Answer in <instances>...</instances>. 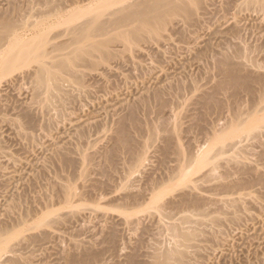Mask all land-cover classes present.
I'll return each instance as SVG.
<instances>
[{
    "label": "rangeland",
    "instance_id": "374dc122",
    "mask_svg": "<svg viewBox=\"0 0 264 264\" xmlns=\"http://www.w3.org/2000/svg\"><path fill=\"white\" fill-rule=\"evenodd\" d=\"M50 1L0 0V15L9 14L16 19L21 18L27 25L29 23L19 32L25 38L33 39L31 36H38V31L49 29L50 23L66 20L73 9H76L73 11L75 13L80 10L82 21L87 17L84 16L85 11H94L96 6L103 3L99 0ZM233 1L205 2L206 5L204 3L199 7V13L196 8L197 13L192 20H186L182 15L176 16L169 26L161 29L155 21L156 25L153 23L149 28L162 31L159 35V31H156L154 38L146 35L147 40L143 37L141 42L129 44L124 40L121 42L119 38L112 39L113 35H109L114 30L107 32L110 40L106 35L104 38L97 37L100 42V38L103 41L107 38L106 45L101 43L103 46L100 45L98 50H119L116 57L103 60V63L99 59L100 51H97L95 55L99 60H95L100 61L99 64L81 63L77 67L83 75L84 85L70 80L68 74L67 83H63L64 93L49 98L50 101L44 100L45 94L42 97L36 94L32 77L34 68L38 67L36 62L29 67L24 64L15 68L10 66L12 70L6 69L9 66L5 62L0 64L6 66L2 67L5 72H0V228L3 226L7 234L18 229L23 232L21 238L12 241L17 254L13 255L15 251L12 250L3 259L20 257L14 264H152L157 251L165 252V249L175 247L177 240L172 235L173 227L171 230L170 227L175 222L180 224L181 216L190 209L181 214L174 213L176 218L173 215L172 219L163 218L161 207L158 206L157 210L149 206V198L145 200L147 195L140 196L139 192L149 187L151 175L152 179H162L170 174L169 170L175 169L178 162L183 161L186 162L184 165L190 167L189 173L193 172L190 178L198 181V188L193 192H202L201 196H206L211 204L208 201L209 205L205 204L204 209L210 213H205L207 218L201 220L205 226L201 221L199 225L195 223L196 228L203 232L197 230L193 244L180 247L183 250L186 247L187 251H184V261L178 264H264V130L259 134L243 130L238 138L240 144L219 149L217 155L213 154L215 156L211 158V164H207L203 170L195 171V161L191 159L210 145L221 147L218 136L231 130L241 120L250 125L252 120L264 118V9L248 4L245 0ZM115 3L109 12L126 2ZM88 8L91 10L88 11ZM42 19L45 26L43 23L34 25L33 22L38 23ZM55 23V28L52 25L54 29L47 30L49 38L52 36L53 40L46 46L48 50L56 45L53 42L66 44L69 38L66 33H62L66 25ZM37 25L39 29H36ZM68 42L71 40L68 39ZM70 45L65 46L67 52L72 49ZM65 48L63 53L66 52ZM5 52L9 53L7 50ZM228 57L239 66L243 79L248 80L238 89L230 85L218 89L225 79L222 69L225 64L222 66L221 62H225ZM4 60L1 58L0 62ZM207 95L214 96H210L213 100L210 104L204 103ZM128 116L136 118L133 120V117ZM124 118L132 119L131 122L128 119L127 124L134 140L133 149L146 151V169L139 167L128 170L127 161L132 158L128 150L122 151V154L112 150L118 123L121 124L120 120ZM248 123L243 125L248 127ZM227 126H231L230 129ZM164 144H169L171 151L168 149V155ZM179 148L185 154L181 153L182 157L177 152ZM65 156L71 157L73 164L66 165L62 161ZM212 165L215 170L210 176L207 172L213 168ZM177 180L164 185L166 199H177L183 190H190L180 183V179L179 182ZM66 181L74 185L69 184L75 191L74 199L69 204L66 197L61 195L65 194L62 193L63 188V191L59 189L62 184H67ZM231 181L239 182L232 191L225 189ZM131 195L135 198L131 199ZM139 197L142 200L139 199L138 203L135 199ZM73 201L76 205L71 207ZM67 204H71L70 207ZM51 209L54 213L45 223L39 224ZM210 210L216 214H211ZM186 224L189 229L195 225ZM112 232L116 233L114 238L110 237ZM91 252L97 253V257L82 262L81 259Z\"/></svg>",
    "mask_w": 264,
    "mask_h": 264
},
{
    "label": "bare ground",
    "instance_id": "6f19581e",
    "mask_svg": "<svg viewBox=\"0 0 264 264\" xmlns=\"http://www.w3.org/2000/svg\"><path fill=\"white\" fill-rule=\"evenodd\" d=\"M45 1H47V2H51L50 0H45ZM92 2L94 1V0H91ZM96 1V0H95ZM94 1V2H95ZM215 1H217V0H215ZM232 1V0H231ZM235 1V0H234ZM234 1H233V3H234ZM60 2V1H59ZM98 2H103L102 4H101V6H98V7H101V8H103V9H98V7L96 6V10H94L93 11V9H92V13L91 12H86L85 11V9H84V11H85V13H88V14H85L84 13V16L85 15H87V17L85 18V20H82V21H80V19H82L81 18V12H80V14H79V11L77 12V13H75V12H73L74 10L76 11V9H73L72 10V13H71V11L69 12V13H71V16L70 17H67L66 16V20H64V21H60V20H58L57 22H59V23H55V25L56 24H61V25H63L64 26V24L66 25V27H65V29L62 31V33H66L67 34V36H69V41L71 40V42H68L67 43V41H68V39H67V41H66V44H64L65 42H63V43H56V42H53V43H55V44H52L53 46H54V48L52 49H50L49 48V50L48 49H46V46L48 45L49 46V42L50 41H53V40H51V38H52V36L49 38V36H48V31H51V29L53 28L52 27V25L54 24V23H50V25H51V27L49 26V29H47V30H43V31H40V32H42V33H40L39 31H38V36L36 35V36H34V35H32L31 36V38H33V39H28V38H30V37H28V38H25L24 36H22L21 34H20V32H19V30L20 29H23V27L26 25V26H29V23H28V25L27 24H25V23H27V22H25V21H23L21 18V20L20 19H16V17L15 16H11V15H9V14H1L0 15V54H1V52H2V54L3 55H5L6 56V60H4V57H2V54L0 55L1 56V58H2V60H4V61H2V62H0V64H3L4 62H5V64H6V66L8 65L9 66V68H6V66L5 67H3V65H0V68H6L7 70H12L11 69V67L12 68H15V66H21L22 64H24L23 66H28L29 67V65H32L31 63H34V62H36L37 64V68L35 69L34 68V73H33V82L35 83V88H36V94H38L39 96L41 95V97H42V95L43 94H45L44 96L46 97H44V100L45 99H49V98H52V97H55L57 94L59 95V93L60 92H62L63 91V83L65 84V81H66V78H67V75H68V77H69V79L70 80H72L73 82H77L78 84L80 83H82L83 84V80H84V78H83V75H81L80 73L81 72H79L80 70H78L77 69V67L79 66V64H81V63H86V64H89V65H97V64H95V63H100V61L98 62V61H96L95 60V58L96 59H98L97 57H96V55H95V53L98 51H100V58L99 59H101L102 60V62L104 63V61L103 60H109L110 58H112V57H114L115 55H117V53H118V51H112V50H109V49H107V51H105L104 50V52H102V48L100 49V50H98V48L99 47H101V46H103V44H101V43H104L105 44V41H106V39H104L105 41H103V39L102 38H100L101 39V41L102 42H100L98 39H97V37H103L104 35H106L107 36V32L109 33L110 31H112V30H114L113 32H115L114 34H112L113 32H110V34L111 35H109V37L110 36H112L111 38L112 39H115V38H119L120 40H121V42H123V40L126 42V43H129V44H132V43H137V42H141V39L143 40V37H144V39L145 40H147L146 39V35L148 36V37H151V38H154L153 36H156L155 34H156V31H159V32H157V35H159V33L162 31V30H159V28L157 29V30H152L151 28H149L150 27V25L151 24H153V23H155V25H156V22H158L157 23V25H159L160 26V29L161 28H164V27H166L167 25L169 26V24L171 23V22H173L172 20L173 19H175L174 17H176V16H183L184 17V19H186V20H192L193 19V15H195L197 12H198V10H199V7L200 6H202L205 2H214V0H99ZM115 2H126V3H124V5L123 6H120L118 9H115V10H113V11H111V12H109L110 11V7L111 6H113L114 5V3ZM230 2V1H229ZM243 2H244V0H243ZM245 2L246 3H248V4H251V5H257L258 7H262L263 9H264V0H245ZM116 4V3H115ZM118 4V3H117ZM215 4V3H214ZM213 4V5H214ZM244 4V3H243ZM100 5V4H99ZM205 5H206V3H205ZM218 5V4H217ZM246 5V4H245ZM89 6H91V5H89ZM88 6V7H89ZM94 6V5H93ZM119 6V5H118ZM250 6V5H249ZM248 6V7H249ZM210 7V6H209ZM92 8V7H91ZM116 8V7H115ZM196 8H198L197 9V12H195L196 11ZM261 8V9H262ZM252 9V8H251ZM61 10V9H60ZM88 11H90L91 9L90 8H88L87 9ZM257 11V10H256ZM46 12H48V11H46ZM11 13V12H10ZM107 13H109V14H107ZM199 13V12H198ZM47 14V13H46ZM49 14V13H48ZM80 16V18L78 19L77 17H79ZM104 15H106L107 17H104ZM197 16V15H196ZM25 17H23V19H24ZM45 18V17H44ZM40 19V18H39ZM46 19V18H45ZM61 19V18H60ZM63 19V18H62ZM77 19L80 21H77ZM28 20V19H27ZM43 20V21H42ZM41 21H39L38 23H35V22H33L34 23V25L35 24H41V23H45L44 22V19H42ZM31 21V20H30ZM29 21V22H30ZM33 21V20H32ZM49 21V20H48ZM156 21V22H155ZM32 23V22H31ZM31 25V24H30ZM46 24H44V26H45ZM48 25V24H47ZM154 25V24H153ZM36 26V25H35ZM42 26V25H41ZM54 26V25H53ZM60 26V25H59ZM58 26V27H59ZM158 26V27H159ZM32 27V26H31ZM38 27V28H37ZM37 27H36V29H39V26L37 25ZM43 27V26H42ZM57 27V26H56ZM57 27V28H58ZM156 27V26H155ZM34 28V27H33ZM46 28V27H45ZM54 28H55V26H54ZM53 28V29H54ZM40 29H41V27H40ZM156 29V28H155ZM117 30V31H116ZM47 31V32H46ZM57 31V30H56ZM29 32V31H28ZM61 32V31H60ZM51 33V32H50ZM58 33V32H57ZM54 34H55V32H54ZM61 34V33H60ZM66 34H65V36H66ZM55 36V35H54ZM63 36V35H62ZM58 37V36H57ZM105 37V36H104ZM103 37V38H104ZM108 37V36H107ZM108 37V39L110 40V38ZM54 38V37H53ZM116 40V39H115ZM37 41V43H34L33 44V42H36ZM119 41V40H118ZM60 42V41H59ZM107 42V41H106ZM110 42V41H109ZM108 42V43H109ZM69 43L71 44L70 45V47H72V49L69 51V52H67V50H66V48H65V46L66 45H68L69 46ZM77 44V45H76ZM111 44V43H110ZM72 45H74V46H72ZM76 45V46H75ZM101 45V46H100ZM106 45V44H105ZM123 46H124V44H123ZM127 46H129V45H127ZM52 47V46H51ZM74 47V48H73ZM110 47V46H109ZM48 48V47H47ZM63 48H65L64 49V51L66 50V52H64L63 53ZM107 48V47H106ZM111 48V47H110ZM69 49V48H68ZM8 51L9 53H7V52H5V51ZM116 50V49H115ZM4 52H5V54H4ZM122 52V51H121ZM7 53V54H6ZM119 55V54H118ZM116 57V56H115ZM0 58V59H1ZM98 59V60H99ZM109 62V61H108ZM222 63V66L224 65L225 66V68H222L223 69V72H224V76H225V79H224V82H221V84H219L218 86L220 87H218V89H221V87L223 88V86H225V85H230V86H232V87H234V88H239L241 85H243V84H245L248 80L246 79V78H244L243 79V77L240 75V72H239V66L238 65H236V64H234L232 61H231V59H230V57H228V58H226V60H225V62H221ZM4 64V65H5ZM7 66V67H8ZM11 66V67H10ZM35 66V65H34ZM83 66V65H82ZM3 68H2V71H0V72H5L4 70H3ZM26 68V67H25ZM31 68V67H30ZM79 68V67H78ZM23 69H24V67H23ZM33 69V68H32ZM22 70V69H21ZM23 71V70H22ZM29 71V70H28ZM33 71V70H32ZM7 72V71H6ZM10 72V71H9ZM14 72V71H13ZM26 72V71H25ZM22 73V72H21ZM24 73V72H23ZM32 73V72H31ZM1 74V73H0ZM6 74H8V72L6 73ZM83 74V73H82ZM3 75H4V73H3ZM85 75V74H84ZM17 76V75H16ZM86 78V77H85ZM23 79V78H22ZM68 79V78H67ZM1 80V79H0ZM32 80V79H31ZM69 80V81H70ZM64 81V82H63ZM68 81V80H67ZM67 81H66V83H67ZM73 84V83H72ZM69 85V84H68ZM75 85V84H74ZM74 85H72V86H74ZM84 85V84H83ZM66 86H67V84H66ZM71 86V85H70ZM80 86H82V85H80ZM195 86V85H194ZM64 87H65V85H64ZM69 87V86H68ZM196 87H197V85H196ZM67 88V87H66ZM66 90V89H65ZM62 93H64V92H62ZM61 93V94H62ZM215 94V93H214ZM37 95V96H38ZM58 95H57V97H58ZM204 95V94H203ZM208 96V97H207ZM207 96H205L204 98V103H207V104H210L213 100H211V95H207ZM211 96V97H210ZM6 97V96H5ZM40 97V98H41ZM56 97V98H57ZM214 97V96H213ZM212 97V98H213ZM162 98V97H161ZM36 100V99H35ZM54 100H57V99H54ZM41 101H42V99H41ZM48 101V100H47ZM47 101H45L46 103H47ZM49 101H50V99H49ZM161 101V100H160ZM49 103V102H48ZM1 107H2V105H1ZM131 111V110H130ZM129 111V112H130ZM134 113V112H133ZM133 113H129V114H133ZM130 115V116H131ZM130 116H128V117H130ZM134 116V115H133ZM132 116V117H133ZM132 117H130V118H132ZM130 118H128L129 119V121L131 122V120L132 119H130ZM134 118H136V117H133V120H134ZM128 119H125L124 118V120L123 121H121L120 120V123L121 124H119L118 123V125H119V127H118V130H117V137L115 138V140H114V146H113V148H112V150L114 151V153H121L122 154V151H126V150H128L127 152L131 155V160H129L128 159V161H130V162H128L127 161V166H129V169L128 170H130V168H133L132 170H134V168H135V170H136V168L137 169H139V167H145V165H144V162L146 161V159H145V155H146V153H144V152H146L145 150H144V152H141V151H139V150H137V151H135V149H133V141H132V139L133 138H131V134H130V132H129V128H128V124H127V122H128ZM233 121V120H232ZM129 122V123H130ZM239 122V121H238ZM237 122V123H238ZM251 122V121H250ZM230 123V122H229ZM235 123V122H234ZM245 123V121L243 120H241V122H239L238 124H234L235 126H232V128H231V130H228L227 132L225 131V132H222L218 137L220 138V142L222 143L221 144V147H219L218 145L217 146H213L212 147V145H210L208 148H206V149H204L203 150V153L201 154L200 152H199V155L198 154H196V156H194V155H192V156H194V158H191L192 159V161L194 160L195 161V171L198 169H200V170H203L205 167H207V164H211V163H209L210 162V160H212L211 158L213 157L214 158V156L215 155H217L216 154V152L217 151H219V149H221V148H225L227 145H232V144H234V145H237L239 142H240V140L238 139L239 138V135H240V133L241 132H244L245 130H248L247 131V133L249 132V133H253V134H259V132H261L262 130H264V118H257V119H254V121L252 120V122L250 123V125H249V123L248 122H246V123H248V127H245L244 125H246V123ZM232 124V123H231ZM244 124V125H243ZM130 125V124H129ZM175 127V126H174ZM228 128L229 127H231V126H227ZM227 128V129H228ZM178 129H179V127H178ZM226 129V128H225ZM230 129V128H229ZM222 130H224V129H222ZM221 130V131H222ZM244 130V131H243ZM21 131V130H20ZM24 131H25V129H24ZM173 131V130H172ZM179 131V130H178ZM177 131V132H178ZM221 131H218V132H221ZM116 132V131H115ZM170 132V131H169ZM173 133V132H172ZM262 133V132H261ZM216 134V133H215ZM176 135V134H175ZM174 135V136H175ZM215 136V135H214ZM168 139V138H167ZM166 139V140H167ZM171 139H169L168 141H170ZM175 140V139H174ZM216 140H217V138H216ZM172 141V140H171ZM167 142V141H166ZM165 142V143H166ZM210 143H212V142H210ZM173 144H175V143H173ZM240 144V143H239ZM165 145V144H164ZM176 145H177V142H176ZM214 145H216V144H214ZM111 146H112V144H111ZM165 146H167V144L165 145ZM181 146V145H180ZM179 146V147H180ZM203 146V145H202ZM174 147H176L177 148V146H174ZM219 147V148H218ZM235 147V146H234ZM110 148V147H109ZM164 148V147H163ZM170 148H172V145H171V143H170ZM181 148V147H180ZM178 149V151L177 152H179V154H180V156H181V153H183L184 154V152H182V149ZM231 148V147H230ZM168 149H169V144H168V146L164 149L165 150V152L167 153V155L168 154H170V153H168L169 151H168ZM82 150V149H81ZM111 150V149H110ZM170 150V149H169ZM121 151V152H120ZM143 151V150H142ZM171 151V150H170ZM201 151V150H200ZM222 151V150H221ZM164 152V151H163ZM164 152V153H165ZM237 152V151H236ZM82 153V152H81ZM124 153H126V152H124ZM123 153V154H124ZM186 153V152H185ZM83 154V153H82ZM88 154V153H87ZM127 154V153H126ZM193 154V153H192ZM213 154H215L214 156H213ZM63 155V154H62ZM61 155V156H62ZM67 155V154H66ZM86 155V154H85ZM113 155V154H112ZM120 155V154H119ZM164 155V154H163ZM185 155V154H184ZM69 156V155H68ZM68 156H65L63 159L64 160H62V161H64V163L66 164V165H69L70 166V164H73V160L72 159H70ZM108 156H109V154H108ZM122 156V155H121ZM125 156V155H124ZM127 156H129V155H127ZM175 156H177V155H175ZM180 156H178V158H179V160L181 159V157ZM191 156V155H190ZM83 157H86V156H82V158ZM189 157V156H188ZM118 158V157H117ZM126 158V157H125ZM74 159V158H73ZM109 159H111V158H109ZM124 158H120L119 160H123ZM232 159H233V161H234V157H232ZM235 159H236V157H235ZM127 160V159H126ZM178 160V159H177ZM186 160V159H185ZM214 160H216V159H214ZM213 160V161H214ZM237 160V161H236ZM235 160V162L236 163H238V158ZM85 161H86V159H85ZM111 161V160H110ZM176 162V161H175ZM187 162H188V160H187ZM191 162V161H190ZM64 163H63V165H64ZM81 163V162H80ZM122 163V162H121ZM124 163V162H123ZM128 163L130 164V165H128ZM181 163H183V164H181ZM178 162V164L176 165V167H175V169H173V171H171L172 169L171 168H169V169H171V170H169L170 171V174L169 175H167V176H165V174H163V176H165V177H162V179H156V178H154V179H152L153 177H152V175H151V177L149 178L152 182H150V180L148 181V182H150V184L148 183V185H149V187H147V189H144V191L142 190V189H140L142 192L140 193L139 192V195L140 196H142V195H147V199H145V200H147L148 201V198H149V203H150V205L149 206H151L152 208L153 207H155V209H157V207L158 208H160V209H162L163 210V212L164 213H162L161 215H163V216H161V217H167V218H169V217H171V215H173L174 213H178L179 214V212H180V214H181V212H185L186 210H189L186 214H183L182 216H181V218H180V220H182V221H180L179 223L180 224H175L174 223V225L173 226H171V224L169 225V226H171L170 227V230H171V228H172V235L174 236L175 235V239L177 240V242H176V244H175V247L173 248V247H171L170 248V250H168V249H165V250H167V251H165V252H159L158 253V251H157V253H156V257H155V259H154V262L152 263V264H178V262L179 263H181L182 261H184V259H185V256H186V252H184L185 250L187 251V249H185L184 248V250L183 249H181L180 247L184 244L185 246L187 245V244H190V243H192L193 244V240H195L196 238L195 237H197V228H196V224H198L199 225V222L201 221V220H204V217H206V214L208 213L209 215H210V213H209V211L207 210H205L204 208H206L205 207V204L206 205H209V203L211 204V202H209L208 201V198H206V196H201V194H202V192H199V193H201V194H198V193H195V192H193L194 191V189L195 188H198L197 187V182H196V180H194L193 181V178L191 179L190 178V176L192 175L191 173H193V172H190L189 173V171H190V167L189 166H186V165H184V164H186V162L184 163L183 161L182 162ZM243 163V162H242ZM164 164H166V163H164ZM214 164V163H213ZM217 164H218V162H217ZM65 165V166H66ZM148 165V164H147ZM216 165V164H215ZM122 166V165H121ZM124 166V165H123ZM193 166V165H192ZM209 166V165H208ZM213 166V165H212ZM67 167V166H66ZM148 167V166H147ZM189 167V168H188ZM194 167H191L192 169L194 168ZM121 168V167H120ZM124 169H125V167H123ZM127 168V167H126ZM149 168V167H148ZM157 168V167H156ZM155 168V169H156ZM144 169H146V167L144 168ZM159 169H160V167H159ZM188 169H189V171H188ZM210 169V168H209ZM208 169V172H207V174H209L210 175V173L212 172V171H214L215 170V167L213 166V168H211L210 170ZM119 170V169H118ZM118 170H117V172H118ZM121 170V169H120ZM128 170H127V172H128ZM132 170H131V172H132ZM164 170V169H163ZM242 170V169H241ZM123 171V170H122ZM126 171V170H125ZM144 171V170H143ZM146 171V170H145ZM150 171H152V170H150ZM165 171H166V169H165ZM168 171V170H167ZM168 171V172H169ZM127 172H125V173H127ZM130 172V171H129ZM130 172V173H131ZM140 172H142V169H141V171ZM155 172V171H154ZM160 172V171H159ZM159 172H157L156 171V173H159ZM164 172V171H163ZM199 172V171H198ZM119 173V172H118ZM146 173V172H145ZM165 173V172H164ZM197 173V172H196ZM204 173V172H203ZM212 173H214V172H212ZM211 173V174H212ZM135 174V173H134ZM191 174V175H190ZM207 174H205V176L207 177H210V176H212V175H207ZM119 175V174H118ZM125 175H127V174H125ZM129 175V174H128ZM127 175V176H128ZM131 175V174H130ZM136 175V174H135ZM141 175V174H140ZM144 175V174H143ZM146 175V174H145ZM121 176H122V174H121ZM133 176V175H132ZM142 176V175H141ZM155 176V175H154ZM193 176V175H192ZM204 176V175H203ZM204 176V177H205ZM136 177V176H135ZM139 176H137V178H138ZM147 177V176H146ZM148 177H149V173H148ZM200 177V176H199ZM114 178V177H113ZM112 178V179H113ZM126 178V177H125ZM136 178V179H137ZM143 178H145V177H143ZM201 178H202V175H201ZM200 178V180H202ZM213 178V177H212ZM259 178V177H258ZM257 178V179H258ZM117 179V178H116ZM119 179H121V178H119ZM156 179V180H155ZM176 179H178L177 181L179 182L180 180V183H183V184H185L186 186H188L189 188H190V190L188 189V191H184L183 190V193H181L180 194V196L178 195V198L177 199H175L173 196V198L174 199H171V198H168V199H166L165 197H164V195L166 194V192H165V188H163L164 187V185L167 183L168 184V182H172V181H175ZM180 179V180H179ZM196 179V178H195ZM237 179V178H236ZM262 179V178H261ZM260 179V180H261ZM63 180V179H62ZM111 180V179H110ZM109 180V181H110ZM140 180V179H139ZM154 180V181H153ZM197 180H199V179H197ZM205 180H209V179H205ZM259 180V181H260ZM112 181V180H111ZM110 181V182H111ZM115 181V180H114ZM120 181V180H119ZM124 180H122V182H123ZM128 181V180H127ZM133 181V180H132ZM144 181H146V180H144ZM237 181H238V179H237ZM236 181V183H235V181L234 182H232L231 181V183L230 184H227L226 185V188L225 189H231V191L233 190V188L235 187V186H237V185H239V184H237V183H239V182H237ZM73 182V181H72ZM75 182V181H74ZM121 182V183H122ZM131 182V181H130ZM140 182V181H139ZM204 181L202 180V183H203ZM208 182V181H207ZM55 183V182H54ZM53 183V184H54ZM66 183H67V181H66ZM71 183V182H70ZM70 183H67L65 186L62 184V186H64V187H59V189L61 188V191H63L64 190V192H62V193H65V194H61V191H60V194L61 195H64V198L66 197V200H67V203L69 204V203H72L71 202V199L73 200L74 198H73V195L75 196V191H74V185L73 184H70ZM135 183V182H134ZM152 183V184H151ZM227 183H228V181H227ZM52 184V185H53ZM73 185V187H71L70 185ZM108 184V183H107ZM125 184H126V182H125ZM137 184H140V183H137ZM166 184V185H167ZM176 184H177V182H176ZM183 184H181V185H183ZM190 184V185H189ZM205 184V183H204ZM68 185V186H67ZM82 185V184H81ZM121 185V184H120ZM147 185V186H148ZM175 185V184H174ZM185 185H183L184 187H185ZM57 186V185H56ZM122 186V185H121ZM128 186H129V183H128ZM139 186V185H138ZM179 186H180V184H179ZM244 186H245V184H244ZM53 187V186H52ZM76 187V186H75ZM80 187V186H79ZM84 187V186H83ZM127 187V186H126ZM133 187H134V184H133ZM140 187V186H139ZM175 187V186H174ZM242 187V186H241ZM56 188V187H55ZM54 188V189H55ZM58 188V187H57ZM62 188H63V190H62ZM77 188V187H76ZM86 188V187H85ZM84 188V189H85ZM87 188H88V186H87ZM123 188H124V186H123ZM128 188V187H127ZM138 188V187H137ZM144 188V187H143ZM146 188V187H145ZM176 188H179V187H176ZM187 188V187H186ZM200 188H202V187H200ZM238 188H240V187H238ZM92 189V188H91ZM135 189V188H134ZM171 189V188H170ZM175 189V188H174ZM173 189V190H174ZM182 189V188H181ZM218 189V188H217ZM76 190V189H75ZM78 190V189H77ZM82 190H83V188H82ZM125 190V189H124ZM132 190V189H131ZM199 190V189H198ZM204 190V189H203ZM202 190V191H203ZM222 190V189H221ZM236 190V189H235ZM80 191H81V189H80ZM80 191L78 192V194L80 193ZM94 191H96V190H94ZM99 191H100V187H99ZM98 191V192H99ZM101 191H102V189H101ZM100 191V192H101ZM130 191V190H129ZM138 191H139V189H138ZM137 191V192H138ZM180 191V190H179ZM97 192V191H96ZM96 192L94 193L93 192V194H96ZM136 192V191H135ZM134 192V193H135ZM175 192H176V190H175ZM174 192V193H175ZM77 193V192H76ZM132 193V192H131ZM170 193V192H169ZM229 193V192H228ZM234 193V192H233ZM81 194H84V192L83 193H81ZM80 194V195H81ZM98 194V193H97ZM103 194V193H102ZM124 194V193H123ZM176 194V193H175ZM207 194V193H206ZM209 194V193H208ZM235 194V193H234ZM66 195V196H65ZM77 195V194H76ZM100 195V194H99ZM105 195V194H104ZM148 195H149V197H148ZM167 195V194H166ZM165 195V196H166ZM216 195V194H215ZM217 195H220V194H217ZM231 195H233V194H231ZM85 196V195H84ZM121 196V195H120ZM125 196V195H124ZM170 196V195H169ZM168 196V197H169ZM211 196V195H210ZM229 196V195H228ZM86 197H87V195H86ZM104 197V196H103ZM129 197H131V199L133 198V195H131V196H129ZM223 197V196H222ZM227 197V196H226ZM53 198V197H52ZM63 198V199H64ZM77 198V197H76ZM135 198V197H134ZM133 198V199H134ZM144 198V197H143ZM146 198V197H145ZM211 198V197H210ZM214 198V197H213ZM240 198V197H239ZM120 199H122V198H120ZM139 199H140V201L142 200V198L141 197H139L137 200L135 199V201L136 202H138L139 201ZM217 199H219L218 197H217ZM216 199V200H217ZM223 199V198H222ZM233 199V198H232ZM241 199V198H240ZM243 199V198H242ZM49 200H50V198H49ZM51 200H53V199H51ZM78 200V199H77ZM130 200V199H129ZM210 201L212 200V199H209ZM216 200H215V202H216ZM225 200V199H224ZM223 200V201H224ZM53 201H55V200H53ZM53 201H51V202H53ZM97 201V200H96ZM123 201V200H122ZM133 201V200H132ZM209 203H208V202ZM231 201H233V202H235L234 201V199L233 200H231ZM61 202H63V200L61 201ZM64 202H65V204H66V201H65V199H64ZM63 202V203H64ZM124 202H126V201H124ZM129 202V201H128ZM207 202V203H206ZM212 202H213V200H212ZM222 202V201H221ZM225 202V201H224ZM227 202V201H226ZM241 201H239V203H240ZM48 203H49V201H48ZM53 203H55V202H53ZM73 203H74V201H73ZM139 203V202H138ZM146 203V202H145ZM214 203V202H213ZM223 203V202H222ZM242 203V202H241ZM50 204V203H49ZM67 204V205H68ZM122 204V203H121ZM136 204V203H135ZM140 204H142L141 202H140ZM139 204V205H140ZM219 203H217V205H218ZM233 204V203H232ZM236 204V202L234 203V205ZM238 204V203H237ZM71 205V204H70ZM70 205H68L69 207H70ZM76 204L74 203L73 204V206H71V207H74ZM128 205V204H127ZM139 205H138V207H139ZM147 205V204H146ZM213 206H214V204H212ZM223 205V204H222ZM229 205V204H228ZM54 206V205H53ZM123 206V205H122ZM132 206V205H131ZM133 206H135V205H133ZM224 206V205H223ZM48 207H49V205H48ZM127 207H129V206H126V208ZM140 207H141V205H140ZM143 207V206H142ZM221 207V206H220ZM230 207H233V206H230ZM122 208V207H121ZM123 208H124V206H123ZM133 208V207H132ZM137 208V207H136ZM125 209V208H124ZM154 209V210H155ZM48 210V209H47ZM128 210V209H127ZM136 210V209H135ZM148 210V209H147ZM153 210V211H154ZM158 210V209H157ZM223 210V209H222ZM221 210V211H222ZM239 210V209H238ZM150 211V210H149ZM152 211V210H151ZM211 211V210H210ZM218 211V210H217ZM53 211H52V209H51V211H48V213L47 214H45V213H43V214H45V216L43 217V219H41V221H40V223L39 224H43V223H45L46 222V219L49 217V216H51ZM128 212V211H127ZM135 212H137V210L135 211ZM154 212H156V211H154ZM212 212V211H211ZM238 212V211H237ZM54 213V212H53ZM130 213V212H129ZM141 213V212H140ZM144 213H146V211L144 210ZM149 212H147V214H148ZM150 213H152V212H150ZM206 213V214H205ZM219 213V212H218ZM222 213V212H221ZM234 213V212H233ZM156 214V213H155ZM154 214V215H155ZM177 214V215H178ZM207 214V215H208ZM211 214H213V212L211 213ZM216 214V213H215ZM215 214H213V215H215ZM237 214V213H236ZM150 215V214H149ZM153 215V214H152ZM153 215V216H154ZM160 215V214H159ZM233 214H231L230 216H232ZM235 215V214H234ZM128 216V215H127ZM151 216V215H150ZM174 216V215H173ZM218 216H219V214H218ZM132 217H134V216H132ZM175 217V216H174ZM173 217V218H174ZM177 217V216H176ZM175 217V218H176ZM179 217H180V215H179ZM203 217V218H202ZM211 217V216H210ZM222 217V216H221ZM129 218V217H128ZM138 218H139V216H138ZM137 218V219H138ZM157 218H158V214H157ZM207 218V217H206ZM141 219V218H140ZM171 219H172V217H171ZM170 219V220H171ZM212 219V218H211ZM215 219H217V218H215ZM215 219H213L214 221H216ZM220 219V218H219ZM130 220V219H129ZM132 220V219H131ZM161 220V219H160ZM167 220H169V219H167ZM206 220V219H205ZM212 220V221H213ZM177 221H179V220H177ZM158 222H160V221H158ZM163 222H164V220H163ZM183 222V223H182ZM186 222L189 224L190 223V225H191V223H196L195 225H194V227L192 228L191 226H190V229H189V227H186L185 225H187L186 224ZM205 222V221H204ZM220 222V221H219ZM222 222V221H221ZM167 223V222H166ZM182 223V224H181ZM200 223H203L202 221L200 222ZM209 223V222H208ZM218 223V222H217ZM165 224V223H164ZM164 224H162V225H164ZM183 224H184V227H186V228H184V227H182L183 226ZM204 224V223H203ZM211 224H213V223H211ZM215 224V223H214ZM2 225H3V223H2ZM193 225V224H192ZM216 225H218V224H216ZM166 226H168V224L166 225ZM166 226H165V228H166ZM168 226V227H169ZM201 226H202V224H201ZM200 226V227H201ZM203 226H205V224L203 225ZM202 226V227H203ZM212 226V225H211ZM214 226V225H213ZM3 227V226H2ZM0 228V264H2V263H4L2 260H4L5 261V263H10V262H13L12 264H14V262H16V260L18 261V259L20 258H18L17 259V257H16V259H15V256H14V258H12V257H10V258H8L7 260H5V259H3V258H5V255L6 254H10V252H12V250H14L15 251V249H16V247L13 249V246L15 245H12L13 244V242L12 241H14V240H16L17 238H21V236H22V231L20 230V229H16L17 231H11V232H9V234H7L8 232H6L7 230L5 229V228ZM167 227V228H168ZM209 227V226H208ZM164 228V229H165ZM205 228V227H204ZM203 228V229H204ZM213 228H215V227H213ZM115 230V229H114ZM166 230V229H165ZM168 230H169V228H168ZM199 230L200 231H202L203 232V230H201L200 228H199ZM199 230H198V232H199ZM9 231V230H8ZM13 232V233H12ZM199 233H201V232H199ZM115 234L116 233H114V232H112L111 234H110V237L111 238H114L115 237ZM169 235H171V234H169ZM171 235V236H172ZM173 238V237H172ZM198 238H199V236H198ZM170 239H171V237H170ZM172 240V239H171ZM174 240V239H173ZM175 240V241H176ZM197 241V240H196ZM18 243V242H17ZM196 243V242H195ZM174 245V244H173ZM190 246V245H189ZM188 246V247H189ZM190 248V247H189ZM164 249H162V251H163ZM13 251V252H14ZM160 251V250H159ZM12 254V253H11ZM17 253H16V251L13 253V255H16ZM97 253H89L86 257H84L83 259H81L82 260V262H85V261H89V260H91V259H95L96 257H97ZM187 255H188V253H187ZM10 256V255H9ZM15 259V260H14ZM21 259V258H20ZM4 263V264H5ZM11 264V263H10Z\"/></svg>",
    "mask_w": 264,
    "mask_h": 264
}]
</instances>
